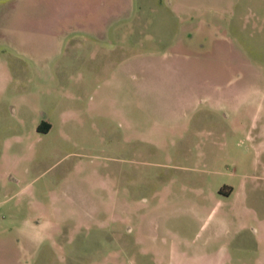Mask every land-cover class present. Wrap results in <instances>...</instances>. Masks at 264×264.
<instances>
[{
  "label": "rangeland",
  "instance_id": "obj_1",
  "mask_svg": "<svg viewBox=\"0 0 264 264\" xmlns=\"http://www.w3.org/2000/svg\"><path fill=\"white\" fill-rule=\"evenodd\" d=\"M131 1L92 34L0 0V264H264V0Z\"/></svg>",
  "mask_w": 264,
  "mask_h": 264
},
{
  "label": "crops",
  "instance_id": "obj_2",
  "mask_svg": "<svg viewBox=\"0 0 264 264\" xmlns=\"http://www.w3.org/2000/svg\"><path fill=\"white\" fill-rule=\"evenodd\" d=\"M23 1V0H21ZM18 2V1H17ZM127 2H132L131 0H31V6L38 5L39 8L43 10L37 15L41 19H45L46 26H44L43 32L48 33H92V34H107L110 25L117 20L125 17L127 12ZM14 3V2H13ZM197 33L199 36L202 35L200 32L195 31L192 33ZM190 34L188 37L192 35ZM209 36L206 38L207 42L210 43L209 46L213 47L216 54L222 55L223 49L221 50L219 44L221 39L217 36ZM192 56L187 53V49H181L177 52L169 49L164 62L171 61L172 63H180L184 60L189 61V63L194 60ZM134 62L136 58L133 59ZM205 58L204 61H206ZM203 61V62H204ZM130 60H126L122 65L129 63ZM135 67V64H134ZM136 71V69H135ZM132 72V70H131ZM129 72V74H131ZM215 93H204L198 97L204 99V101L214 102L216 100L215 96L218 91H213Z\"/></svg>",
  "mask_w": 264,
  "mask_h": 264
},
{
  "label": "flooded vegetation",
  "instance_id": "obj_3",
  "mask_svg": "<svg viewBox=\"0 0 264 264\" xmlns=\"http://www.w3.org/2000/svg\"><path fill=\"white\" fill-rule=\"evenodd\" d=\"M196 31L200 32L203 35L208 34L211 37L214 36V35H217L221 39V36L219 34V31H213V30L209 31L208 28H202V27H198Z\"/></svg>",
  "mask_w": 264,
  "mask_h": 264
},
{
  "label": "trees",
  "instance_id": "obj_4",
  "mask_svg": "<svg viewBox=\"0 0 264 264\" xmlns=\"http://www.w3.org/2000/svg\"><path fill=\"white\" fill-rule=\"evenodd\" d=\"M50 129H51L50 124L45 122V121H43L38 127V132L46 134V133L49 132Z\"/></svg>",
  "mask_w": 264,
  "mask_h": 264
}]
</instances>
